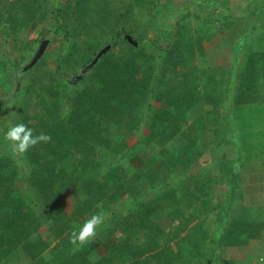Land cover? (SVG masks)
<instances>
[{"label": "rangeland", "instance_id": "rangeland-1", "mask_svg": "<svg viewBox=\"0 0 264 264\" xmlns=\"http://www.w3.org/2000/svg\"><path fill=\"white\" fill-rule=\"evenodd\" d=\"M207 1L211 0H44V2L40 4L41 10L39 9L40 11L37 15L34 14V11H29V14H27V11L23 10V18L28 15L30 19L28 25L23 27L15 25L14 31L12 33L10 32L7 38L3 37L2 34L0 35V53L4 52L5 55L3 59L0 55V62L1 60L3 61V67L7 69L6 72L9 73L8 77L5 75L6 87L1 85L3 75L0 74V156H6L8 160L13 161L14 164L19 167L20 177L19 180H16L14 183L27 205H24L22 210L23 216L14 217L15 221L13 218L12 223L7 225V228L13 226L10 228L11 242L6 245L0 244V264H56L57 262L58 264H74L71 259L62 261V250H65V243H67V241H71L72 243L71 238L73 232H78L79 228L95 215L93 211L96 208H101L98 214L102 215L103 222L96 227L94 236L103 238L106 233L101 229L105 227L109 233L108 239H110L109 245H111V249L103 247V244L108 241L104 238L102 244L93 254L88 255L89 264H104L107 259H111V262H108L109 264H130V260H125L127 255H123V257L120 258L121 254H117L119 257L113 258L112 251L114 246L117 245L120 249L125 245L120 241L118 242V236L120 235L119 229L122 227L121 224H124L126 220L130 222L131 218L125 217L127 211H134V213H136L137 204H149L155 202L157 198L162 199L155 204L156 210H153L151 218L153 223L161 229L163 233L161 235L164 237L158 240V249L161 250L159 253L165 252V255L160 257L161 259L169 258L172 252L176 253L177 244L181 243V246L184 248L183 251L187 253L185 260L187 259L189 264H264V187L260 189V194L255 193L256 201L252 202V205H250L245 201L248 196L245 194V191L239 190L238 185L234 186V190L238 191V193H236L231 185L217 184L210 187L209 182L206 181L205 183L203 179L198 180L196 163L194 165L191 164L188 168L184 167L182 164L176 165L175 175H173L164 165L163 159H159L157 155H155V157H157L156 159L153 158L154 156H151L153 158V160H151L152 169H150L153 174H151L147 169L143 171H139L138 169L139 166L142 165V162L138 161V158L144 151L143 153L142 151H134V153L137 154V158H135L133 157V152L131 153L128 150L127 161L123 164L125 167L124 169L120 171L115 169L111 170L109 168H107V171L100 169L94 175V179L102 184H104V181L107 179H114V181H116L113 185L109 186L111 188L109 190L111 191L109 193L105 192L107 193L106 197H115L117 194L116 197L118 198L115 201V205L111 208L102 210L103 205H105V202L102 201L103 199L89 201L90 204L93 203V205L88 204L89 207L83 206L78 212L79 216L76 215V217L73 218L72 213L77 207V204L70 192V182L65 179L67 176H63V173L56 166L58 164L63 165L67 162L64 161L62 157L52 165L50 164V166H47L49 165V160H45L44 162L45 166H47L44 171L47 178L46 187L50 190H60V186H63L64 189L58 195L56 205L53 198L49 199L50 201L47 203L46 195L30 185V181L27 177V169L24 167V153L14 152V144L4 139L5 133L10 127L17 123H24L21 121V117L25 115L31 116L27 120L29 127L26 126L28 128H33L37 131L39 125L42 124L35 113L37 109L34 108L33 99L30 95H26L25 97L22 91L23 85H27L28 81L31 82L34 76L38 78L40 76L49 75L47 79L52 81V84L62 86L61 77L63 74L68 76L78 75V73L73 74V72L77 71L79 67L85 63L86 65L83 66V70L93 60L100 49L108 44L112 47L110 38L120 27L127 28L130 31L128 35L132 38L133 36L137 37L141 35L142 39H140V43H147L155 40L158 36L161 37V39L157 41L160 47L159 49L144 46L138 47L137 45L130 44L123 38L117 42L112 53L122 57V51L127 46L138 48L139 52L142 53V56L134 58V63L136 64L134 69L135 78L139 82H136V80L131 84H135V89L138 87L141 88V81L150 79L149 77L152 78L149 82L147 80V89L144 98V107L148 108L147 117H143L145 123H149L150 119L148 120V118L153 115L155 108L161 107L170 109L171 107L168 106L167 99L171 97V88L175 86L176 83L182 81L183 73H188L190 79L196 83L199 82L197 81V76H200V71L202 70L201 66L209 67L211 70H216L218 73L225 69L223 64H226L227 57L224 55L227 54H225L221 48L215 46L216 43L213 41V38L218 36L219 38L216 41H219L220 45L227 47L230 41L229 32L226 33L225 31V25L229 22H218V16L221 10L219 8L217 10L213 8L215 7L213 4L208 5ZM18 2L22 4L26 2V0H18ZM204 2L207 6H205ZM9 3L10 0L8 4L4 6V12L7 16H10L11 13H16V10L13 12L10 10ZM203 6L207 12L202 10ZM186 13L188 15L187 20L183 19V15ZM217 13H219V15ZM196 17L209 18L212 20V23L209 21V23L200 24L197 22ZM177 31H181V36H184L183 39L180 36L176 37L175 33ZM54 32L66 33L67 38H63V34L61 36L62 38H55L52 36ZM171 32L174 34L169 44L167 38ZM207 33H211L209 39V34L206 35ZM45 39L48 40V44L43 55L37 63L29 69L33 70L37 67V71L35 73L33 72L34 76L32 74H26L29 70L24 71L23 67L30 62L41 41ZM175 45L177 46L176 50H174ZM166 46H168L167 51L164 52L163 49H165ZM28 47L30 49L29 51H27ZM94 47L97 51L91 58L95 50ZM109 52L110 50L107 53ZM188 53H192V56L189 57L187 63ZM106 54H104L101 59ZM60 55H65L62 61H66L69 64L76 61L80 66L75 70L71 69L68 65H66L65 68H61L58 63V57ZM101 59L92 68L84 71L78 80L75 82L68 81V83L72 85L70 89L72 93L71 96L78 97L82 92L86 93L90 91L93 94L97 92L99 84L96 81L95 74L99 73L96 70ZM82 60L85 61L81 62ZM215 62L217 65H215ZM1 67L0 63V70L2 69ZM19 72L24 74H20L21 76H19L18 79L17 74ZM44 78L45 77H43V79ZM92 102H97L96 98H93ZM48 104H50V102ZM70 107L68 103H60L58 108L60 115L62 117L67 115ZM221 108H223V106H221ZM139 113L141 114V112ZM201 114L202 109L200 105H194L188 110L187 115L193 117V120L187 123V128L184 130L188 137L189 127L191 125L192 129L198 127H194L193 125L197 122ZM211 116L212 119H214L215 114ZM105 124L106 131L112 135L113 132H115L114 127L107 121ZM215 124L217 123H215L214 120L210 123L203 122L206 128L208 125L212 130L217 126ZM145 126L146 125L143 127ZM156 128L158 129V127ZM206 128L201 129V132H199L200 143L208 142L207 133L205 131ZM145 129L147 132L153 131L154 135L156 134L154 133L155 131H159L155 129V127L150 128V126H147ZM155 136L157 137V135ZM155 136H153L152 141L156 140ZM145 137L149 136L147 135ZM134 139L133 136L126 138L127 144L133 145L135 142ZM149 139L150 137L146 140ZM219 139L220 138H216V142ZM175 140L168 144L169 147H172L174 153L172 157L174 158L181 152V149H186L188 147V145L185 147L184 140ZM215 144L216 143L210 144L209 146V150L212 154L216 151ZM33 147L34 146L30 149ZM223 150L231 154V149L228 147L223 148ZM253 151L254 149L251 148L247 155L251 157ZM103 162L102 167L106 168L109 160ZM68 165L69 162L66 166ZM137 176H139V178ZM151 178L155 180L151 187H148V180ZM209 179L213 180V178ZM201 182L203 192H199L202 193L199 195V200L194 203L191 202L194 200L188 201L185 198L187 190L189 191V197L191 196L193 187ZM230 182L231 180L225 183ZM189 183L191 184L190 186L188 185ZM102 187L103 185L100 186V189H102ZM137 189H140L141 202H135L134 206V198L130 195L136 192ZM124 191L129 193L127 194L128 196L124 194L121 196ZM241 192H243L244 197H242ZM240 194L241 196H239ZM169 195H173L177 198V200L175 199L171 204L176 208L177 225L178 223H184L180 215L182 209L184 210V208H187V205H191L189 208L195 209L194 206L197 204L198 207L207 201L210 204V207L207 206L208 211H204L198 220L193 218L191 214L190 216L192 218L187 216L186 212H182L187 218V222L184 223L185 226L190 227L188 225L194 223L195 220H197V223H200L201 226L195 227L186 238H180L179 234L177 236L178 240L176 241L168 240L169 233H166V231L172 232L173 229L175 230L174 227L176 224L174 219L170 216L172 207L164 197ZM225 197L227 199V201H225L226 205L222 206L220 204ZM252 199L253 197L248 198L249 201ZM213 200H216V202H213ZM50 204L54 206V209H56L55 206H57L63 210L61 221L65 225H57L58 229L61 231L58 235L53 233L47 218L43 214ZM10 205L12 207L13 203ZM119 209H121L120 213H118L120 211ZM187 210L189 209L187 208ZM205 215L208 216V220L205 218ZM111 217L113 218L111 219ZM0 219L1 224H4L2 219H6V217ZM137 220L139 219L133 220L132 218L134 228H136ZM13 230H15L14 233H12ZM214 230H218V235L215 234ZM136 233L139 239L144 235L143 229L137 230L136 228L135 234ZM92 238L93 237L86 241V243L92 244ZM214 241L220 242L215 243ZM195 243L202 244V250H204L206 254V256L203 257L205 259L201 260L196 257L193 260H189V247H193ZM74 246L77 247L76 249H79L83 244L77 242ZM76 249L73 248L72 251ZM169 250L172 252H168ZM121 251L125 252L124 249ZM74 252H76V256L74 257L80 258L81 252L79 250ZM151 254L152 252H149L145 256H138L137 258L138 260L142 258L148 259L150 258L148 255Z\"/></svg>", "mask_w": 264, "mask_h": 264}, {"label": "trees", "instance_id": "trees-1", "mask_svg": "<svg viewBox=\"0 0 264 264\" xmlns=\"http://www.w3.org/2000/svg\"><path fill=\"white\" fill-rule=\"evenodd\" d=\"M8 2L9 0H0V35L2 34L3 37L6 38L10 32L12 33L14 31L15 25L23 27L28 25L30 22L28 15V18H23V10H26L27 14H29V11H34V14L37 15L41 10L40 4H42L44 0H26V2L22 4H20L18 0H10V10L12 12L16 10V13H11L10 16H7L4 12V6L5 4H8ZM187 17V13L183 15V19L187 20ZM196 18L197 22L200 24L209 23V21H211L210 19L202 17ZM128 33H130V31L127 28L120 27L110 38V42L112 43L110 52L101 59L97 65L98 67L96 66V71L99 72L95 74L96 81L99 84V89L95 94L89 91L86 93H80L78 97L71 96L72 93L70 92V89L72 85H70L68 81L70 80L75 82L77 80L76 77L81 74V70L86 64L84 63L81 67H79L80 64H77L78 62L76 61L71 64L66 61H62L65 55H60L58 57V63L61 68H65V66L68 65L73 70L78 67L80 70L78 69L73 72V74L78 73V75L74 76L63 74L61 77L62 86L52 84V81L47 79L49 75H44V79L42 76L35 78L33 72L35 73L37 71V67L33 70L31 69L32 71L29 70L26 72V74H32L34 78L31 82L28 81L27 85H23L22 91L25 94V97L26 95H30L33 99L34 108L37 109V111L34 112L38 116V120H41L42 123H40L41 125H39L37 131L32 128L34 131L33 134L34 136L45 134L51 137L48 141L38 142L32 149H29L24 153V167L27 169V177L32 187L38 189V191H42L43 194L46 195L47 203L50 201L49 199L53 198L56 205L58 195L64 190L63 186H60V190H50L46 187L47 178L44 171L47 166H50V164L52 165L62 157L67 163L63 165L58 164L56 166L63 173V176H67L65 179L70 182V192L77 204V207L72 213L73 218L76 217V215L79 216L78 212L83 206H88V204L93 205V203L90 204L89 201L103 199L102 201L105 202V205H103L102 210L111 208L115 205V201L118 198L116 197L117 194L115 197H106V194L111 191L109 190L111 189L109 186L113 185L116 181H114V179H107L104 181V184H102L94 179V175L100 169L105 171H107V168L118 171L124 169L125 167L123 164L126 163L128 155V144L126 142V138L129 136H133L135 138V136L141 132V128L144 125L150 126V128L158 125L159 131L155 134L157 137L152 134L149 140H146L149 137H144L142 140H138V144L148 146L154 142L155 144L162 146L166 144L170 138H172L173 142L175 139L184 140V145H186L185 147H187V145L188 147L186 149H181V152L177 154L175 158L172 157L173 152L170 150L167 153L168 156L165 157V151H162V154L163 158L165 157L169 159L167 162H164V165L171 174L175 175V167L177 164H182L184 167L188 168V166L195 161V158L198 155V150H196L197 141L194 140L191 134L193 133L192 130H194V128H191L192 125L189 127V137L184 131L182 132V127L187 120V113L190 107L197 105L200 102L204 103L203 113L199 115L197 122L193 125L194 127L198 126L195 130L203 128L205 127L203 122L210 123L212 120L215 122V119L219 118L218 105L221 102L225 100H234V103L239 105L241 95L246 90V87L243 84L250 78L248 71L251 69L249 66L251 63L243 72L237 75L233 73L232 77L230 76V73H218L216 70H211L209 67L201 66L202 70L200 71V76H197V81L203 82V84H199L200 82L195 83L192 79H190L189 74L185 72L183 73L182 81L176 83V85L171 88V97L170 99H167V104L171 108H155L153 115L148 118V120L150 119L149 123H145L143 117H147L146 114H148V108L144 107V98L147 89V80L149 82L152 78L149 77L150 79L141 81V88L138 87L135 89V84H131L137 80L134 72L136 65L134 63V58L142 56V53L139 52L138 48H134L132 46H127L122 51V57L116 56L115 53H112V50L117 42L123 39L125 35H128ZM173 34L174 33L172 32L169 33L167 38L169 44L171 43L170 41L173 38ZM175 35L176 37L180 36L182 39L184 38L183 35L181 36V31H177ZM52 36L55 38H67L66 33L54 32L52 33ZM132 39L137 43L138 47L144 46L158 49L160 48L157 43V41L161 39L159 36L155 40L147 43H140V39H142L141 35L137 37L133 36ZM167 47L168 46L163 49L164 52L167 51ZM176 47L177 46L175 45L174 50H176ZM94 49L95 50L93 51L91 58L96 54L97 49L95 47ZM29 50L30 49L28 47L27 51ZM0 55L2 56V59L3 56H5L4 52L0 53ZM191 56L192 53L187 54V63L189 61V57ZM84 61L85 60H82L81 62ZM2 62L3 61L1 60L0 63L2 69L0 70V74L3 75L1 85L6 87L5 75L8 77L9 73L6 72L7 69H4V63L2 64ZM20 74L22 73L19 72L17 74L18 79L19 76H21ZM236 77H239L237 81L235 79ZM251 79H253V77H251ZM238 81L239 85L237 84ZM136 82L139 81L137 80ZM93 98H96L97 102H92ZM49 102L50 104H48ZM60 103H68V105L71 106L68 114L63 117L60 115V111L58 110ZM139 112H141V114ZM214 114L215 117L212 119L211 115ZM29 117L31 116L25 115L21 117V121H23L27 126V120ZM106 121L115 129V132H113L112 135L105 129ZM218 123L222 125L221 122L218 121ZM207 129L213 135H215L214 133L220 132L219 125L213 130L207 125ZM153 136H155V141H152ZM170 158H173V161ZM185 158H188L187 161ZM107 159L109 160L108 166L106 168L102 167L104 163L103 161H108ZM45 160L50 161L49 165L45 166ZM68 162L69 165L66 166ZM149 166L150 163L147 162L141 169H139V171H143L144 169L149 168ZM223 166L221 167L223 168L221 169L223 171L219 172V175L214 178L213 181H223L225 179V177H222L224 176L223 174L227 175L226 177H229L228 174H232L231 170H229V165L225 167L223 164ZM19 170V167L14 164L13 161L8 160V158L4 155L0 156V218L6 217V219H2L4 224H1L0 219V244L2 245H6L11 242L10 228L13 226L7 228V225L12 223L14 217L23 216L22 210L24 205L27 206L14 183L16 180H19ZM148 172L153 174L152 170ZM206 176L207 175H205V173L200 175L198 174L197 179H203L205 180V183L206 181L209 182L208 178L206 180ZM137 177L139 178V176ZM154 180L155 179L151 178L148 181L153 183ZM226 180L229 181V179ZM102 185L103 187L100 189V186ZM230 185L234 190V186L237 184L230 182L228 186ZM244 191L248 192V188H245ZM199 192H203L202 182L193 187L191 199L197 201V198L200 197L199 195L202 194ZM234 192L238 193V191L235 190ZM123 194L128 196L127 194L129 193L124 191L121 196H123ZM131 194L132 195L130 196L134 198L133 204L140 201V189H137L136 192ZM241 194L243 195V192H241ZM241 194L239 196H241ZM164 197L165 200L170 203V206L176 211V208L171 205L176 198L173 195ZM161 199L162 198H157L155 202L149 204H137L136 213H134V211H127L125 217L131 218L130 222L126 220L124 224H121V228L119 226L120 235L118 236V242L120 241L125 245H123L120 249L117 245L114 246L112 251L114 256L113 258L119 257L117 254H121L120 258H122L123 255H127L126 259H124L130 260V264H181L182 262L189 264V261L187 259L185 260L187 253L183 251L184 248L181 246V243L177 244L178 247L176 253L169 250L168 252H172L170 253L171 256L169 255V258H160L165 255V252L159 253L161 250L158 249V240L164 237L161 235L163 234L161 229L153 223L151 217L153 210L156 207L155 204ZM11 203H13L12 207L10 205ZM49 206H47L48 209H46L43 214L47 218L53 233L58 235L61 231L58 229L57 225H65L61 221V218L63 217V210L57 206H55L56 209H54L52 204ZM188 206L190 207L191 205ZM202 206L203 208L197 214L198 218L202 216L204 211H208L207 206L210 207V204L207 201L204 202ZM100 210L101 208H96L92 211L95 215H99L98 212ZM119 210L120 211L118 213L121 212V209ZM112 218L113 217H111V219ZM132 218L133 220L139 219L137 220L136 228L137 230L143 229L144 231V235L141 239L138 238L137 233L135 234L136 228L133 227ZM180 218L184 220V223L187 222L185 214H181ZM184 223H179L175 226V230L173 229L172 231L175 233L169 232L168 240L178 239L177 236L182 231L183 226L185 225ZM196 225L201 226L200 223H197ZM101 230L106 233L103 238L93 236L91 240L92 244L85 242L79 249H76L77 247L74 246V243L67 241V243H65V250H62V261L71 259L74 264H89L87 258L88 255L93 254V252L102 244L104 238H106V241L108 240L107 242L110 243V239H108V230L105 227ZM14 232L15 230L12 231V233ZM73 248L81 252L80 258L74 257L76 256V252H74L76 250L72 251ZM123 249L125 252L121 251ZM202 249L203 246L201 243H195L193 247H189V260H193L196 257L201 260L205 259L203 257H205L206 254ZM149 252H152L151 255H148L150 257L148 258L149 260L146 258L138 260V256H145ZM108 260L111 261V259H107V261ZM56 264H58V262Z\"/></svg>", "mask_w": 264, "mask_h": 264}, {"label": "crops", "instance_id": "crops-1", "mask_svg": "<svg viewBox=\"0 0 264 264\" xmlns=\"http://www.w3.org/2000/svg\"><path fill=\"white\" fill-rule=\"evenodd\" d=\"M207 3L208 5L213 4V6H215L213 8L216 10L218 8L221 10L220 15L217 13L219 15L218 22H229L225 25V31L226 33L229 32L230 41L227 44V47L220 45V42L216 41L219 38L218 36H215L214 38L212 37L213 41L216 43L215 46L221 48V50L228 55H224L227 57V60L226 64H223L225 69L220 71V73H230V76L232 77L233 73L237 75L243 72L250 63L251 65L249 66L251 69H248L250 78L243 84L246 87V90L241 95L239 105H236L234 100H225L218 105L219 118H216L215 122L217 123V126L219 125L221 131L214 133L215 135H213L208 131L206 126L203 127L206 128L205 131L207 133L208 142L200 143L199 132H201V129L203 128L192 130V136L194 140L197 141L196 150H198V155L192 165L196 163L197 177L198 174L205 173V175H207L206 180L208 178L210 186L217 184L229 185L230 183H225L228 182L226 179H229V181L231 180V183H236L239 186L240 191H244L245 188H248V192L245 191V194L248 196L245 201L252 205V202L256 201L255 193L260 194V189L264 187V0H211L207 1ZM205 6H207V4H205ZM202 10L207 12L204 6L202 7ZM206 35H208L209 39L211 33H207ZM215 65H217L216 62ZM251 77H253V79H251ZM235 79L237 81L239 77H236ZM199 84H203V82H200ZM237 84L239 85V81ZM197 105L201 106L203 113L204 103L200 102ZM221 106H223V108H221ZM191 120H193V117L187 115V120L183 124L182 132L187 128V123H190ZM218 121L221 122L222 125L218 123ZM156 127H158V129ZM145 128H147V125L142 127L141 132L135 136V142L133 145L128 144V150L131 153L133 152V157L135 158H137V154L134 153V151H142V153L144 151V153L138 158V161L142 162V165H140L138 169H141L145 163L148 162L150 163V166L147 170L150 171V169H152L151 160H153V158H162L163 162H167L168 158H165L168 156L167 153L169 150L173 152L172 147H169L168 144L173 140L170 138L166 144L162 146L155 143H151L148 146L138 144V140H142L147 135L150 137L153 134L152 131L147 132ZM155 129L159 130V126L156 125ZM154 133H158V131H155ZM216 138L220 139L216 142ZM214 143H216V151L212 154L209 150V146ZM226 147L231 149V154H228L226 153V150H223V148ZM251 148H253L254 151L253 155L250 157L247 153ZM162 151L166 152L164 158ZM155 155H157V157H155ZM151 156L154 157L152 158ZM187 159L188 158H185L186 161ZM223 164L225 167L228 165L230 166L229 170H231L232 174H228L229 177H226L227 175L223 174L224 176L222 177H225L223 181H210L209 178L214 179L219 175V172L223 171L221 170L223 169L221 168ZM151 185L152 183L149 182L148 187H151ZM188 185L190 186L191 184L189 183ZM188 193L189 191L187 190L185 198L188 201L193 200L191 199L192 196L188 197ZM242 197L244 196L242 195ZM252 197L253 199L249 201L248 198ZM198 200L199 198H197V201ZM197 201L194 200L191 202L194 203ZM225 201H227L226 197L222 200L220 205H226ZM213 202H216V200H213ZM187 208L189 210H187ZM187 208H184V210L182 209V212H186L187 216H190L191 214L193 218L198 220L197 214L203 206L201 205L198 207L197 204L194 206L195 209H191L187 205ZM182 212L181 214H183ZM170 216L176 223L177 213L174 208L171 209ZM190 218L192 217L190 216ZM205 218L208 220V216L205 215ZM197 220L192 224L188 223V226L190 227L183 226V229L180 232V238H186L188 234H191L193 229L197 227ZM176 225L177 223L175 226ZM169 232L170 231H166V233ZM214 232L218 235V230H214ZM176 240L174 239V241ZM214 242L219 243L220 241ZM103 247L111 249L108 242L104 243ZM108 262L111 261L108 260L104 264H109Z\"/></svg>", "mask_w": 264, "mask_h": 264}, {"label": "clouds", "instance_id": "clouds-1", "mask_svg": "<svg viewBox=\"0 0 264 264\" xmlns=\"http://www.w3.org/2000/svg\"><path fill=\"white\" fill-rule=\"evenodd\" d=\"M4 139L14 144L13 151L21 154L27 152L32 146L40 141H48L50 136L41 134L39 136L33 135V130L28 128L24 123H17L10 127L5 133ZM103 222L101 215H93L88 219L78 232H73L72 243L84 244L91 237L95 235V230L98 225Z\"/></svg>", "mask_w": 264, "mask_h": 264}, {"label": "water", "instance_id": "water-1", "mask_svg": "<svg viewBox=\"0 0 264 264\" xmlns=\"http://www.w3.org/2000/svg\"><path fill=\"white\" fill-rule=\"evenodd\" d=\"M124 39L126 41H128L130 44H134V45H137V43L135 41H133V39L129 36V35H125L124 36ZM47 44H48V40L45 39V40H42L40 45L38 46V49L36 50L33 58L30 60V62H28L24 67H23V70L24 71H27L29 70L32 66L35 65V63H37V61L41 58V56L43 55L46 47H47ZM111 49V45L108 44V45H105L102 49H100L98 51V53L95 55V57L93 58V60L81 71V74L86 71L87 69L89 68H92L100 59L101 57L106 54L109 50ZM81 74L78 75L76 78L77 80L81 77Z\"/></svg>", "mask_w": 264, "mask_h": 264}]
</instances>
